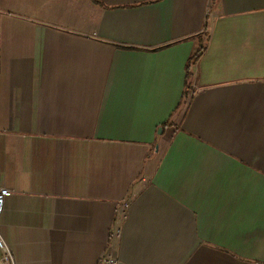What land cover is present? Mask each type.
Returning a JSON list of instances; mask_svg holds the SVG:
<instances>
[{"label":"crops","instance_id":"crops-1","mask_svg":"<svg viewBox=\"0 0 264 264\" xmlns=\"http://www.w3.org/2000/svg\"><path fill=\"white\" fill-rule=\"evenodd\" d=\"M0 183L17 264H264V0H0Z\"/></svg>","mask_w":264,"mask_h":264},{"label":"built area","instance_id":"built-area-1","mask_svg":"<svg viewBox=\"0 0 264 264\" xmlns=\"http://www.w3.org/2000/svg\"><path fill=\"white\" fill-rule=\"evenodd\" d=\"M15 193L11 188L0 183V217L4 210L5 199ZM119 235V233H118ZM0 264H17L12 248L6 243L0 234ZM98 264H120V259L113 253V246L109 245Z\"/></svg>","mask_w":264,"mask_h":264},{"label":"trees","instance_id":"trees-1","mask_svg":"<svg viewBox=\"0 0 264 264\" xmlns=\"http://www.w3.org/2000/svg\"><path fill=\"white\" fill-rule=\"evenodd\" d=\"M208 30L207 28L203 32V35L200 36L201 43L199 44V48L194 51L191 56L189 57L188 63H187V75H186V90L187 92L189 89L192 87V81H193V72L192 68L195 65V63L199 60L200 56L202 55L204 49H205V44L208 39ZM185 90V91H186Z\"/></svg>","mask_w":264,"mask_h":264}]
</instances>
